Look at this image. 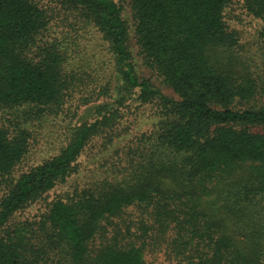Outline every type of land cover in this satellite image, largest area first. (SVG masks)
I'll list each match as a JSON object with an SVG mask.
<instances>
[{"label":"trees","instance_id":"obj_1","mask_svg":"<svg viewBox=\"0 0 264 264\" xmlns=\"http://www.w3.org/2000/svg\"><path fill=\"white\" fill-rule=\"evenodd\" d=\"M37 1L0 0V108L58 105L67 90L64 57L55 46L30 54L47 25ZM42 1L79 12L109 44L122 86L138 89L142 103H158L149 157L168 162L55 199L39 234L13 223V216L77 171L102 121L83 126L58 155L17 179L13 171L28 153L29 134L0 126V264H149L145 242L156 234L171 237L169 247L182 264H264V241L238 247L199 209L241 171L257 184V194L264 193V75L254 83L213 59L234 42L223 19L232 0H130L136 43L175 100L135 75L128 31L113 0ZM249 10L262 16L264 0H250ZM256 97L263 98L259 106L240 108ZM134 206L158 225L113 223Z\"/></svg>","mask_w":264,"mask_h":264},{"label":"rangeland","instance_id":"obj_2","mask_svg":"<svg viewBox=\"0 0 264 264\" xmlns=\"http://www.w3.org/2000/svg\"><path fill=\"white\" fill-rule=\"evenodd\" d=\"M113 1L121 8L128 31L127 45L135 75L168 98L177 99L159 74L147 65L136 43L130 0ZM37 3L44 12L47 25L30 54L38 53L39 48L55 46L64 57L63 72L68 85L58 105L0 108L1 127L8 130L20 128L29 134L28 153L15 167L13 178L17 179L22 173L58 155L83 126L97 119L102 121L92 141L77 159V171L13 216V223H27L33 232L41 234L43 216L55 199L71 196L76 189L128 178L132 171L140 174L146 171L145 168L157 170L161 161L165 165L168 159L155 153L149 157L150 147L155 143L153 135L160 111L158 103H142L137 97L138 89L128 90L122 86L115 58L101 33L85 22L76 10L52 1L38 0ZM249 8L250 0H232L225 7L223 19L234 42L230 48L219 50L213 59L216 58L219 65L232 70L237 77L255 83L264 75V14L256 16ZM262 102L263 98L256 97L240 108L257 107ZM167 184L171 185L170 182ZM256 187L257 184L241 171L219 184L212 196L200 201L203 216L245 250L253 242L261 245L264 241V193L257 194ZM112 221L119 228L134 224L135 227L158 225L143 209L135 206L127 208ZM259 235L261 240L257 238ZM158 237L156 234L152 240L146 238V262L182 264L169 247L171 237Z\"/></svg>","mask_w":264,"mask_h":264}]
</instances>
